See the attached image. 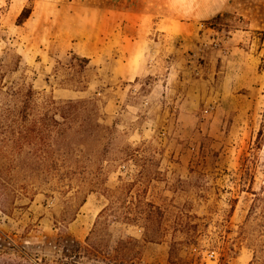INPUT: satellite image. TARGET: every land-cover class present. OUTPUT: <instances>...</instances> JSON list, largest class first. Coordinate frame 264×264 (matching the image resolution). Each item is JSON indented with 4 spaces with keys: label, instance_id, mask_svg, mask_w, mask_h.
<instances>
[{
    "label": "rangeland",
    "instance_id": "1",
    "mask_svg": "<svg viewBox=\"0 0 264 264\" xmlns=\"http://www.w3.org/2000/svg\"><path fill=\"white\" fill-rule=\"evenodd\" d=\"M68 3L0 0V63L23 93L8 106L32 86L31 117L59 121L0 162V255L58 264L77 241L79 264H108L88 243L107 253L131 236L140 264H249L264 245V0H234L204 22L134 2L120 22L84 24ZM112 215L142 218L111 227Z\"/></svg>",
    "mask_w": 264,
    "mask_h": 264
},
{
    "label": "trees",
    "instance_id": "2",
    "mask_svg": "<svg viewBox=\"0 0 264 264\" xmlns=\"http://www.w3.org/2000/svg\"><path fill=\"white\" fill-rule=\"evenodd\" d=\"M31 14L30 9L25 8L21 15L18 18V23L22 24L29 18ZM18 65L20 63L21 56L15 55L12 57ZM82 61L85 64L89 63V59L83 58ZM8 64L1 62L0 63V162H4L3 156L7 157V150L12 148L13 154L20 153L24 147V145L29 146H37L40 140H44L47 137H51L53 134V130L51 129V125L58 124L55 118H52L46 114L44 116H39L38 119L32 118V114L30 113V108L32 105V101H34L35 92L30 86L24 93V101H22V107L19 106V103L16 102L14 104V108L8 106V103L5 99L6 96L11 95L17 97L18 95L23 94L21 88L13 89L10 88L6 84V73L8 71ZM70 104H74L71 102ZM65 106L69 107V101L65 103ZM50 108V109H49ZM54 111L55 114H59L64 120L67 118L66 116V108L60 107H48L47 111ZM12 115L13 119L12 124L9 126H5L3 124V119ZM55 123V124H50ZM264 143V120L263 124L258 132V136L256 139V148H261V145ZM11 144L13 147H11ZM9 165V163H8ZM3 168V165L0 166V169ZM252 190V189H250ZM255 194V193H254ZM262 201V211L260 214V219L262 220V227L264 228V199ZM104 211H102L98 218L99 221L103 217ZM253 211L251 210L249 214V218L252 217ZM120 218L126 220H133L136 218L137 220L141 219V215L134 216H116L112 215V218L109 220V225L111 227L116 226V224L120 221ZM149 219V218H147ZM99 221L96 222L95 226L98 227ZM94 231V230H93ZM92 231V232H93ZM261 236L264 237V230L262 231ZM145 241H150L145 235ZM90 236L87 237V242H90ZM124 245H121L118 240H113V244L109 249V252L102 251L100 247H96V245H92L88 243L87 251L92 252L91 256L97 262H109L108 264H140V256L142 245L141 243L131 237L125 236L122 239ZM126 244V245H125ZM72 248L64 247L63 249V258L58 261V264H79L80 259H82L81 245L79 242L74 241ZM117 252V254H115ZM102 255V256H101ZM183 262V261H182ZM185 262V261H184ZM183 262V263H184ZM178 263V261L170 262V264H183ZM0 264H31L25 257L13 258L12 256L0 255ZM249 264H264V245L262 248L254 251L253 258Z\"/></svg>",
    "mask_w": 264,
    "mask_h": 264
},
{
    "label": "crops",
    "instance_id": "3",
    "mask_svg": "<svg viewBox=\"0 0 264 264\" xmlns=\"http://www.w3.org/2000/svg\"><path fill=\"white\" fill-rule=\"evenodd\" d=\"M153 0H69V17L87 23L90 14L98 15L102 20L120 22L123 14L122 6L134 2L141 7H148ZM158 1V0H157ZM172 9L177 18L192 22L209 21L221 13L229 10L234 0H160ZM144 2L146 4H144ZM151 5V4H150ZM157 5V4H156ZM115 19V20H114ZM75 34L80 37L91 38L88 31L69 29V38ZM92 38H95L92 36Z\"/></svg>",
    "mask_w": 264,
    "mask_h": 264
}]
</instances>
